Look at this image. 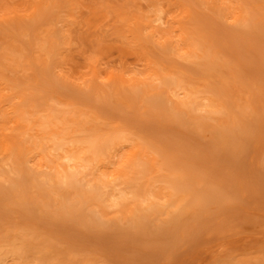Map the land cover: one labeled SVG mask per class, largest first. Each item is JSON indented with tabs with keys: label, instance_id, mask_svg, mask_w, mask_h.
<instances>
[{
	"label": "rangeland",
	"instance_id": "obj_1",
	"mask_svg": "<svg viewBox=\"0 0 264 264\" xmlns=\"http://www.w3.org/2000/svg\"><path fill=\"white\" fill-rule=\"evenodd\" d=\"M0 264H264V0H0Z\"/></svg>",
	"mask_w": 264,
	"mask_h": 264
},
{
	"label": "bare ground",
	"instance_id": "obj_2",
	"mask_svg": "<svg viewBox=\"0 0 264 264\" xmlns=\"http://www.w3.org/2000/svg\"><path fill=\"white\" fill-rule=\"evenodd\" d=\"M200 68V67H199ZM50 74V73H49ZM52 78V80H54L53 79V77H51ZM42 82H45V81H42ZM47 84V83H46ZM45 85V84H44ZM46 86V85H45ZM55 87H57L58 88V86H56V83H55V85H54ZM48 87V86H47ZM60 88V87H59ZM56 90V89H55ZM58 90V89H57ZM56 90V91H57ZM59 90H61L62 91V89L60 88ZM63 92V91H62ZM64 94H67V93H65V91L63 92ZM71 97H72V95H71ZM79 99H80V97H79ZM86 103H87V101H86ZM213 103H214V100L213 99H209V105H211V106H213ZM108 107H109V105H108ZM111 107V106H110ZM118 108V107H117ZM100 114H102V115H104V113H105V111H106V109H105V111L102 113V108L100 107ZM112 109V108H111ZM119 109H120V106H119ZM120 111V110H119ZM118 111V112H119ZM99 112V111H98ZM111 112V111H110ZM114 114V112L112 113V115ZM108 115V114H107ZM116 115V114H115ZM105 116H106V113H105ZM104 116V117H105ZM229 116H230V114H229ZM107 117V116H106ZM109 117H111V116H109ZM115 117V116H114ZM119 117H120V113H119ZM122 117V116H121ZM120 117V118H121ZM116 118V117H115ZM123 118V117H122ZM121 118V119H122ZM110 119V118H109ZM131 119H133V118H131L130 117V120ZM146 119V118H145ZM144 119V120H145ZM136 120H138V122L139 123H141V121H139V118L138 119H136ZM143 120V119H142ZM127 121V120H126ZM132 121V120H131ZM14 122V121H13ZM125 122V121H124ZM230 122V121H229ZM158 123V122H157ZM133 126H134V124H133ZM135 127V126H134ZM140 129H141V127H142V130H143V126H141V124H140ZM139 127H136V128H138L139 129ZM149 128V127H148ZM164 128L165 129H167V127H165L164 126ZM179 128V127H178ZM181 128V127H180ZM139 129V130H140ZM141 130V131H142ZM146 130V129H145ZM144 130V131H145ZM149 130H150V128H149ZM183 130V129H182ZM240 130H241V128H240ZM152 130H150V132H151ZM157 131V130H156ZM231 131H232V129H231ZM234 131V130H233ZM243 131V130H242ZM162 132H163V130H162ZM183 132V131H182ZM185 132V131H184ZM238 132H240V131H238ZM3 133V132H2ZM140 133V132H139ZM228 133H231V132H228ZM151 134H153V133H151ZM155 134V133H154ZM240 133H238V134H235V131L234 132H232V134L230 135V138L234 135H236V137H238V135H239ZM145 135V134H144ZM158 135V134H157ZM228 135V134H227ZM6 136V135H5ZM25 136H27V135H25ZM153 136V135H152ZM160 136V135H159ZM229 136V135H228ZM233 136V137H234ZM147 137V136H146ZM160 137H162V135L160 136ZM227 137V136H226ZM6 138V137H5ZM38 138V137H37ZM149 138H151V137H149ZM152 138H154V137H152ZM29 139H31L30 137H29ZM155 140H158V137H156L155 136V138H154ZM228 139V138H227ZM227 139H225V140H227ZM4 140H6V139H4ZM161 140V139H160ZM164 140V139H163ZM229 140V139H228ZM25 141V140H24ZM151 141V140H150ZM165 141V140H164ZM164 141H163V143H164ZM167 142V141H166ZM165 142V143H166ZM128 144V143H127ZM157 144V143H156ZM177 145V144H176ZM172 147H175V146H172ZM54 149L55 150H57V151H59L58 152V157L56 158V162L60 165V167H61V165H65V166H63V168L60 170L59 169V176L61 177V179H68V181H72L73 179H75L76 178V176H77V174H78V170L80 169V167L81 166H83V165H86L88 162L85 160V158H84V155H83V153H81V152H78L77 154H74V153H70V152H67V150H66V148L65 147H63V146H61V145H57V146H55L54 147ZM118 149V148H117ZM178 149H179V147H178ZM129 150V149H128ZM181 150V149H180ZM119 151H121V150H119ZM185 151V150H184ZM40 152H41V159H43V160H45L46 162H49L50 160H49V158H48V156H47V154H45V152H44V149H40ZM121 152H123V151H121ZM128 154V153H127ZM128 156V155H127ZM183 158V160L182 161H185L186 159L184 158V157H182ZM38 160H40V159H38ZM174 160V159H173ZM176 160V159H175ZM187 161H189V160H187ZM186 161V162H187ZM189 163V162H188ZM113 170L115 171V169L113 168ZM10 171V170H9ZM197 195H199L198 193H197ZM201 196H202V194H201ZM26 202V201H25ZM22 205V204H21ZM134 206V205H133ZM23 211V210H22ZM24 212V211H23ZM178 213V212H177ZM36 217V216H35ZM35 220V219H34ZM21 222V221H20ZM34 222H36V221H34ZM37 223V222H36ZM38 223H42V222H38ZM43 224V223H42ZM41 224V226H43ZM46 225V224H45ZM44 225V226H45ZM46 226H48V225H46ZM45 226V227H46ZM53 226V225H52ZM44 227V228H45ZM75 227V226H74ZM31 228V227H30ZM50 228H51V226H50ZM32 229V228H31ZM46 229V228H45ZM47 229L49 230V228L47 227ZM78 229V228H77ZM85 228H83V230H84ZM33 230V229H32ZM35 230V229H34ZM36 230H39V229H37L36 228ZM86 230V229H85ZM47 231V230H46ZM58 232L60 231V229L59 230H57ZM105 233V232H104ZM84 234H85V231H84ZM88 235V234H87ZM91 240V239H90ZM26 256V255H25Z\"/></svg>",
	"mask_w": 264,
	"mask_h": 264
}]
</instances>
